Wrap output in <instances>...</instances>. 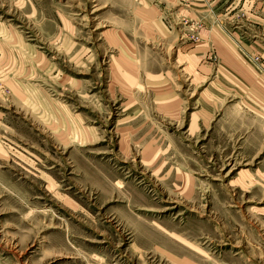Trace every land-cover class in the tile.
Here are the masks:
<instances>
[{
  "label": "rangeland",
  "instance_id": "374dc122",
  "mask_svg": "<svg viewBox=\"0 0 264 264\" xmlns=\"http://www.w3.org/2000/svg\"><path fill=\"white\" fill-rule=\"evenodd\" d=\"M0 264H264V0H0Z\"/></svg>",
  "mask_w": 264,
  "mask_h": 264
},
{
  "label": "built area",
  "instance_id": "2783aa9c",
  "mask_svg": "<svg viewBox=\"0 0 264 264\" xmlns=\"http://www.w3.org/2000/svg\"><path fill=\"white\" fill-rule=\"evenodd\" d=\"M255 60H259V57L258 56H255V58H254Z\"/></svg>",
  "mask_w": 264,
  "mask_h": 264
}]
</instances>
